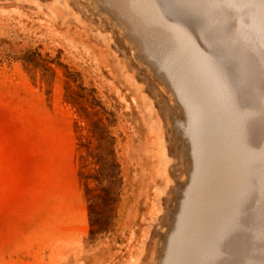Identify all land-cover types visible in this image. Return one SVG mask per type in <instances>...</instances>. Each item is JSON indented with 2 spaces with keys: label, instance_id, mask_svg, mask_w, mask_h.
Here are the masks:
<instances>
[{
  "label": "rangeland",
  "instance_id": "1",
  "mask_svg": "<svg viewBox=\"0 0 264 264\" xmlns=\"http://www.w3.org/2000/svg\"><path fill=\"white\" fill-rule=\"evenodd\" d=\"M124 1L0 0V264H160L182 200L173 264H264V0ZM149 9L186 21L178 48L193 37L219 76L146 81Z\"/></svg>",
  "mask_w": 264,
  "mask_h": 264
},
{
  "label": "bare ground",
  "instance_id": "2",
  "mask_svg": "<svg viewBox=\"0 0 264 264\" xmlns=\"http://www.w3.org/2000/svg\"><path fill=\"white\" fill-rule=\"evenodd\" d=\"M103 1V0H102ZM116 1V0H115ZM118 1V0H117ZM124 1V0H123ZM164 1V0H163ZM185 1V0H184ZM198 1V0H197ZM207 1V0H206ZM105 2V1H104ZM106 2H107V0H106ZM110 2H112V3H115V2H113V1H110ZM110 2H108V3H110ZM121 2H122V0H121ZM158 2H159V0H158ZM179 2V1H178ZM210 2V1H209ZM215 2V1H214ZM235 2V1H234ZM238 2H241V1H238ZM242 2H244V1H242ZM254 2H256V1H254ZM253 2V3H254ZM259 2V1H258ZM100 3V2H99ZM102 3V2H101ZM107 3V4H108ZM123 3H125V1L124 2H122V5L124 6V4ZM147 3V2H146ZM160 3V2H159ZM159 3H158V7H159ZM184 3V2H183ZM189 3V2H188ZM217 3V2H216ZM215 3V4H216ZM226 3V2H225ZM252 3V2H251ZM119 4H121L120 2H119ZM126 4V3H125ZM131 4V3H130ZM154 4V3H153ZM182 4V3H181ZM205 4H206V2H205ZM229 3H227V6H229L228 5ZM121 5V6H122ZM141 5V4H140ZM147 5V4H146ZM149 5V4H148ZM173 5V4H172ZM188 5H190V4H188ZM203 5H204V3H203ZM223 5V4H222ZM244 5V4H243ZM249 5V4H248ZM103 6V5H102ZM107 6H109V5H107ZM115 6V5H114ZM151 6V5H150ZM176 6V5H175ZM185 6V5H184ZM197 6V5H196ZM210 6V5H209ZM209 6H207V7H209ZM220 6V5H219ZM256 6V5H255ZM127 6H125L124 7V9L126 8ZM129 7V6H128ZM132 7V6H131ZM142 7V6H141ZM141 7H140V11H141ZM161 7V6H160ZM166 7V6H165ZM181 7V6H180ZM206 7V6H205ZM216 7V6H215ZM238 7V6H237ZM237 7H235L236 8V10H237ZM240 7V6H239ZM254 7V6H253ZM104 7H102V9H103ZM106 8V7H105ZM116 8H117V6H116ZM120 7H118V9H119ZM162 8V7H161ZM172 7H170V9H167V10H172L171 9ZM179 8V7H178ZM241 8V7H240ZM107 9V8H106ZM106 9H104V10H106ZM114 9V8H113ZM124 9L122 10V11H124ZM127 9V8H126ZM126 9H125V11H126ZM129 9H130V7H129ZM128 9V10H129ZM144 9V8H143ZM146 9V8H145ZM144 9V10H145ZM163 9H164V7H163ZM181 9V8H180ZM194 9V8H193ZM242 9V8H241ZM262 9H264V8H262ZM261 9V10H262ZM108 10H110V9H108ZM108 10L106 11L107 13H108ZM121 10V9H120ZM149 10H151V26L149 27V29H148V32H147V34H145V35H147V37H146V41H147V43H148V46H147V49H146V51H148L149 53H150V61H145V64L144 65H142V68H141V70H142V72L146 75V77H147V79H146V81L147 80H149V82L150 83H152V85L153 86H155V88H159L160 90H161V94H162V96H167V93H166V89H165V87H164V85L160 82V78H158V76L159 77H161L162 79H164V81L166 82V83H169V82H173V84L174 85H177V87L178 86H186V87H192L193 88V86L195 85V84H197V83H194V75H196L197 74V76L196 77H198V78H196V80L197 79H199V78H201L202 76H204V75H206V79H205V77H202V79L204 78V80H208L209 78H212V79H214V78H216V77H218L219 75V70H218V64H217V62L212 58H210V59H208V58H206V57H203V54H202V52H200V51H198V50H202V49H196L195 48V45L194 44H196L195 42H191L192 40H193V37L191 38V39H183L184 40V44H181V45H183L184 47V51L182 50H180L179 48H178V46L180 47V45H179V40H181V39H177L178 41H176V37H178V33H177V28L179 27V25H183V26H185V25H187L186 24V21H182L181 19V21H178V22H176V23H174V24H169V23H167L166 22V20H165V15L162 13V12H160V11H155V10H152V9H149ZM165 10V9H164ZM175 10V9H174ZM174 10H172V14H173V12H174ZM179 10V9H178ZM177 10V11H178ZM200 10H203V9H200ZM213 10V9H212ZM220 10V9H219ZM235 10V11H236ZM260 10V11H261ZM99 11V10H98ZM112 11V10H111ZM147 11V10H146ZM197 11V10H196ZM195 11V12H196ZM115 12H116V10H115ZM114 12V13H115ZM119 12V11H118ZM136 12V11H135ZM139 12V11H138ZM166 12H171V11H166ZM165 12V13H166ZM190 12V11H189ZM192 12V11H191ZM194 12V11H193ZM203 12V11H202ZM210 12H211V10H210ZM228 12V11H227ZM234 12V11H233ZM239 12V11H238ZM241 12V11H240ZM264 12V11H263ZM120 13V12H119ZM129 13V12H128ZM175 13H176V11H175ZM205 13H208L207 11L205 12ZM213 13H215V12H213ZM255 13V12H254ZM113 14V13H112ZM111 14V15H112ZM116 14H117V12H116ZM126 14V13H125ZM131 14V13H130ZM142 14V13H141ZM178 14V13H177ZM181 14H183V13H181ZM187 14V13H186ZM194 14L195 13H193V16H192V18L194 17ZM203 14V13H202ZM201 14V15H202ZM209 14V13H208ZM211 14V13H210ZM216 14V13H215ZM218 14V13H217ZM222 14H223V12H222ZM227 14V13H226ZM232 14H234V13H231L230 15H232ZM248 14V13H247ZM251 14V13H250ZM258 14V13H257ZM257 14H255V15H257ZM126 15H128V14H126ZM139 15V14H138ZM148 15V14H147ZM168 15V14H167ZM184 15V14H183ZM182 15V16H183ZM254 15V14H253ZM259 15V14H258ZM114 16V15H113ZM118 16V15H117ZM116 16V17H117ZM121 16H123V15H121ZM172 16L173 15H171L170 17L172 18ZM179 16H181V15H179ZM187 16V15H186ZM189 17H190V15H188ZM223 16H225L224 14H223ZM229 16V15H228ZM235 16V15H234ZM263 16V15H262ZM119 17V16H118ZM146 17V16H145ZM166 17H168V16H166ZM169 17V18H170ZM177 17V16H176ZM204 17H206V16H204ZM232 17V16H231ZM236 17V16H235ZM250 17V16H249ZM252 17V16H251ZM257 17V16H256ZM261 16H259V18H260ZM122 18H124V17H122ZM142 18V17H141ZM169 18H168V20H169ZM175 17H173V19H174ZM179 18V17H178ZM191 18V17H190ZM192 18H191V20H192ZM196 18V17H195ZM194 18V19H195ZM225 18V17H224ZM112 19H114V18H112ZM117 19V18H116ZM125 19V18H124ZM193 19V20H194ZM202 19H203V17H202ZM205 19V18H204ZM234 19V18H233ZM118 20H119V18H118ZM118 20H117V22H118ZM137 20V19H136ZM188 20V19H187ZM190 19H189V21H191ZM196 20V19H195ZM208 20V19H207ZM224 20V19H223ZM230 20V19H229ZM238 20V19H237ZM251 20V19H250ZM263 20V19H262ZM171 21H174V20H171ZM198 21V20H197ZM125 22H128V24H130V22L127 20V21H125ZM145 22V21H144ZM175 22V21H174ZM214 22V21H213ZM218 22V21H217ZM223 22V21H222ZM228 22H230V21H228ZM251 22H253V21H251ZM119 23V22H118ZM148 23H150V22H148ZM194 23H196V21L194 22ZM215 23V22H214ZM238 23V22H237ZM236 23V24H237ZM120 24V23H119ZM147 24V23H146ZM193 24V23H192ZM191 24V25H192ZM197 24H199V21L196 23V25ZM201 24V23H200ZM205 24V23H204ZM218 24V23H217ZM223 24V23H222ZM233 24V23H232ZM239 24V23H238ZM241 24V23H240ZM255 24V23H254ZM121 25V24H120ZM201 25H203V24H201ZM215 25V24H214ZM244 25V24H243ZM250 25V24H249ZM149 26V25H148ZM178 26V27H177ZM205 28H207V25H203ZM236 26V25H235ZM245 26V25H244ZM129 27V26H128ZM134 27V26H133ZM144 27H146V26H144ZM188 27V26H187ZM226 27V26H225ZM180 28V27H179ZM228 28H229V26H228ZM237 28V27H236ZM243 28V27H242ZM247 28V27H246ZM245 28V29H246ZM132 29V28H131ZM135 29H137L136 27H135ZM187 29H189V27L187 28ZM208 29V28H207ZM221 29V28H220ZM232 29V28H231ZM130 30V29H129ZM140 30V29H139ZM233 30V29H232ZM234 30H235V28H234ZM250 30H252V29H250ZM257 30V29H256ZM260 30V29H259ZM132 31H134V30H131V32ZM185 31V30H184ZM220 32V31H219ZM232 32V31H231ZM243 32H244V30H243ZM177 33V34H176ZM182 33V32H181ZM227 33V32H226ZM234 33V32H233ZM236 33V32H235ZM242 33V32H241ZM245 33V32H244ZM247 33V32H246ZM263 33H264V31H263ZM126 34H127V32H126ZM134 34V33H133ZM138 34H139V32H138ZM137 34V35H138ZM119 35H120V38H121V40H122V43L123 44H127V39H126V36H125V34H123V32H119ZM144 35V36H145ZM177 35V36H176ZM182 35V34H181ZM218 35H220L219 33H218ZM228 35V34H227ZM244 35V34H243ZM260 35V34H259ZM127 36L128 37H130V39H133V41H135L136 42V45L137 46H140L141 45V42H140V39H142V38H134L130 33H128L127 34ZM141 36H143V35H141ZM186 36V35H185ZM184 36V37H185ZM202 36V35H201ZM244 37V36H243ZM179 38H180V36H179ZM218 38H220V37H218ZM224 39H225V37H224ZM227 39V38H226ZM231 39V38H230ZM234 39V38H233ZM248 39V38H247ZM250 39V38H249ZM255 39V38H254ZM253 39V40H254ZM221 39H219V41H220ZM228 40H229V37H228ZM239 40V39H238ZM237 40V41H238ZM234 41V40H233ZM232 41V42H233ZM144 43L143 44H145V41H143ZM215 42H216V39H214V45H215ZM223 42V41H222ZM225 42H227V41H225ZM229 42H231V41H229ZM256 42V41H255ZM175 44V46L174 47H172L171 46V44ZM176 43H178V45L176 44ZM244 43H245V41H244ZM248 43V42H247ZM262 43V42H261ZM232 44V43H231ZM133 43H129V44H127V46L128 47H130V48H128L129 50H130V52H132V47H133ZM177 45V46H176ZM207 45V44H206ZM254 45H256V44H254ZM135 46V45H134ZM199 46V45H198ZM198 46H197V48H198ZM229 46H232V45H229ZM235 46V45H234ZM249 46V45H248ZM261 46V45H260ZM262 46H264V45H262ZM141 47V46H140ZM227 47V46H226ZM238 47V46H237ZM251 47V46H250ZM186 48V49H185ZM200 48V47H199ZM262 48V47H261ZM140 49V48H139ZM236 52H239L240 50H238L237 48H236ZM248 50V49H247ZM145 51V52H146ZM227 51V50H226ZM233 52H234V49L232 50ZM242 51V50H241ZM231 52V50L228 52V53H230ZM244 52H247V51H245L244 50ZM248 53H249V51H248ZM247 53V54H248ZM250 53H252V52H250ZM263 53V52H262ZM139 54V53H138ZM253 54V53H252ZM264 54V53H263ZM144 55V54H143ZM242 55H244V53H242ZM249 55V54H248ZM139 56V55H138ZM237 56V55H236ZM235 56V58H237ZM245 56V55H244ZM247 56V55H246ZM252 56V55H251ZM256 56V55H255ZM145 57V56H144ZM207 57H208V55H207ZM211 57V56H210ZM239 57V56H238ZM249 57V56H248ZM138 58V57H137ZM139 58H140V56H139ZM258 58V57H257ZM148 59V58H147ZM234 59V58H233ZM244 59V61L245 60H247V59H245V58H243ZM249 59V58H248ZM255 59V58H254ZM261 59V58H260ZM238 61H240V60H238ZM244 61L242 62V60H241V63L242 64H244ZM248 62H249V60H247ZM254 61H256V60H254ZM264 61V60H263ZM142 62V61H141ZM260 62V61H259ZM143 63H144V59H143ZM245 63H246V61H245ZM255 63V62H254ZM247 64L248 63H246L245 64V66H247ZM253 65V64H252ZM255 66V65H254ZM262 66V65H261ZM159 67V68H158ZM256 67H258V62H257V66ZM260 67V66H259ZM242 68V67H241ZM248 68H250V64H249V67ZM253 68V67H252ZM264 68V67H263ZM223 69V68H222ZM221 69V70H222ZM245 70V69H244ZM253 70H256V69H254L253 68ZM258 70H259V68H258ZM264 70V69H263ZM247 71V70H246ZM257 71V70H256ZM226 72V71H225ZM252 72V71H251ZM255 72V71H254ZM243 73V72H242ZM263 73V72H262ZM256 75H258L257 73H255ZM198 75H202L201 77H199ZM246 75V74H245ZM253 75V74H252ZM228 78H229V76H227ZM243 77H244V74H243ZM248 77V76H247ZM246 77V78H247ZM249 79H251L250 77H248ZM255 78H256V76H255ZM177 79V80H176ZM260 79V78H259ZM203 80V81H204ZM229 80H230V78H229ZM228 80V81H229ZM248 80V79H247ZM261 80V79H260ZM259 80V81H260ZM263 78H262V82H263ZM198 81H202L201 79L200 80H198ZM218 81V79L216 80V82ZM219 81H221V79L219 80ZM225 81V80H224ZM252 81H254V80H252ZM211 82V81H210ZM245 82V81H244ZM201 83V82H200ZM213 83V82H212ZM219 83H221V82H219ZM218 83V84H219ZM247 83H250L251 84V81L250 82H247ZM202 84V83H201ZM214 84H215V86H216V83H215V81H214ZM213 84V85H214ZM255 84H258L257 82H254V85H252V86H257V85H255ZM264 84V83H263ZM210 85V84H209ZM221 85V84H220ZM225 86V85H224ZM224 86H223V88H224ZM231 86V85H230ZM249 86V85H248ZM251 86V85H250ZM258 86H259V84H258ZM263 86V85H262ZM261 85H260V87L259 88H261L262 87ZM230 88H233V87H230ZM263 88V87H262ZM174 89V88H173ZM189 89V88H188ZM225 89V88H224ZM226 89H227V87H226ZM218 90H219V88H218ZM256 90V89H255ZM255 90H254V92H255ZM260 90V89H259ZM263 89H261V92H263L262 91ZM196 91H197V89H196ZM215 91V90H214ZM238 91V90H237ZM222 92V91H221ZM257 92V91H256ZM230 93V92H229ZM228 93V94H229ZM242 93V92H241ZM253 93V92H252ZM258 93V92H257ZM178 94V93H177ZM217 94V93H216ZM239 94V93H238ZM262 94H264V93H262ZM261 94V95H262ZM218 95V94H217ZM220 95V94H219ZM260 95V96H261ZM177 96V95H176ZM221 96V95H220ZM246 96V95H245ZM254 96V95H253ZM193 97V96H192ZM191 97V98H192ZM251 97V96H250ZM222 98V97H221ZM224 98V97H223ZM227 98V97H226ZM219 99H220V97H219ZM228 99V98H227ZM240 98H237V100H239ZM224 100H226V99H224ZM228 100H230V99H228ZM255 100V99H254ZM188 101V100H187ZM186 101V102H187ZM194 101V100H193ZM223 101V100H222ZM221 101V102H222ZM234 101V100H233ZM236 101V100H235ZM253 101V100H252ZM256 101V100H255ZM189 102V101H188ZM196 102V101H195ZM194 102V103H195ZM226 102H227V100H226ZM225 102V105L226 104H228V102L226 103ZM239 103H241L240 101H238ZM229 103H230V101H229ZM234 103V102H233ZM258 103V102H257ZM189 104V103H188ZM219 104V103H218ZM252 104H253V102H252ZM252 104H250V105H252ZM208 105V104H207ZM220 105V104H219ZM237 105V104H236ZM239 106H240V104H238ZM172 107L174 106L176 109H177V106L175 105V104H173L172 103V105H171ZM201 106V105H200ZM228 106H231L230 104H228ZM227 106V107H228ZM235 106V105H234ZM241 106H242V108H244V106L241 104ZM193 107V106H192ZM197 107V106H196ZM250 107H252V106H250ZM257 107V106H256ZM221 108V107H220ZM248 108H249V106H248ZM229 109H230V107H229ZM235 109V108H234ZM233 109V110H234ZM263 109V108H262ZM195 110V109H194ZM206 110V109H205ZM238 110V109H237ZM236 110V111H237ZM250 110V109H249ZM188 111V110H187ZM209 111V110H208ZM230 111V110H229ZM228 111V112H229ZM242 111V110H241ZM240 111V112H241ZM244 111V110H243ZM175 112V111H174ZM173 112V113H174ZM222 112H224V111H222ZM252 112H254V111H252ZM251 112V113H252ZM256 112V111H255ZM176 113H178V112H176ZM193 113V112H192ZM198 113V112H197ZM225 113H226V111H225ZM224 113V114H225ZM239 113V112H238ZM204 114V113H203ZM227 114H230V113H227ZM255 114V113H254ZM174 115V114H173ZM232 114H230V116H231ZM221 116V115H220ZM252 116V115H251ZM176 117V116H175ZM210 117H212V116H210ZM232 117V116H231ZM253 117V116H252ZM174 118V117H173ZM199 118V117H198ZM229 118V117H228ZM204 119V118H203ZM219 119V118H218ZM223 119V117H221V119L220 120H222ZM231 118H229V120H230ZM233 119V118H232ZM235 119H236V121L238 122V120H237V118H234V121H235ZM251 119V118H250ZM256 119V118H255ZM178 120H179V118H178ZM224 120V119H223ZM201 121V120H200ZM210 121V120H209ZM176 122V121H175ZM179 122V121H178ZM182 122V121H181ZM206 122V121H205ZM225 122V121H224ZM231 122V123H230ZM236 122V123H237ZM245 123H246V121H244ZM243 122V123H244ZM258 122V121H257ZM216 123V122H215ZM228 123L229 124H233V121L231 120V121H228ZM236 123L235 124H233L234 125V127H233V125H232V131H233V128H235V125H236ZM227 124V123H226ZM225 124V125H226ZM240 124V123H239ZM242 124V123H241ZM250 124V123H249ZM176 125V124H175ZM184 125V124H183ZM187 125V124H186ZM248 125V124H247ZM189 126V125H188ZM223 126V125H222ZM256 126V125H255ZM255 126H253V127H255ZM258 126H259V124H258ZM258 126H256V127H258ZM186 127V126H185ZM214 127V126H213ZM225 127V126H224ZM251 127V126H250ZM261 127V126H260ZM260 127L258 128V130L260 129ZM181 128V127H180ZM242 128V127H241ZM244 128V127H243ZM230 129V128H229ZM237 129V128H236ZM262 129L263 128H261V131H262ZM178 130H180L179 129V127H178ZM187 130V129H186ZM184 131V130H183ZM193 131V130H192ZM246 131V130H245ZM254 131V130H253ZM228 132V131H227ZM235 132V131H234ZM263 132H264V129H263ZM177 133V132H176ZM186 133V132H185ZM189 133V132H188ZM246 133H247V131H246ZM251 133V132H250ZM253 133H255V136H256V132H253ZM245 134V133H244ZM177 135V134H176ZM259 135V134H258ZM262 135V134H261ZM208 136V135H207ZM242 136H243V134H242ZM251 136V135H250ZM183 138H185V137H183ZM195 139V138H194ZM258 139V138H257ZM202 140V139H201ZM186 141V140H185ZM243 141V140H242ZM241 141V142H242ZM246 141H247V139H246ZM254 141H256V140H254ZM203 142V141H202ZM226 142V141H225ZM186 143V142H185ZM188 143V142H187ZM191 143V142H190ZM215 144V143H214ZM248 144V143H247ZM254 144V143H253ZM253 144L251 145V146H253ZM191 145V144H190ZM204 145V144H203ZM264 146V145H263ZM188 147V146H187ZM254 147V146H253ZM186 148V147H185ZM193 148V147H192ZM200 148V147H199ZM218 148V147H217ZM252 148V147H251ZM190 149V148H189ZM207 149V148H206ZM205 149V150H206ZM185 150V149H184ZM187 150H188V148H187ZM233 150V149H232ZM190 151V150H189ZM209 151V150H208ZM223 151V150H222ZM193 152H194V150H193ZM187 153V152H186ZM259 153V152H258ZM188 154V153H187ZM220 154V153H219ZM260 154V153H259ZM186 155V154H185ZM189 155H191L190 153H189ZM208 155H210V154H208ZM197 156V155H196ZM189 158H190V156H188ZM263 157V156H262ZM202 158V157H201ZM216 158H218V156L216 157ZM251 158V157H250ZM236 159V158H235ZM191 161H192V159H191ZM208 161V160H207ZM211 162V161H210ZM209 162V163H210ZM234 162V161H233ZM264 162V161H263ZM249 163V162H248ZM190 164V163H189ZM188 164V165H189ZM220 165V164H219ZM214 166V165H213ZM217 166V165H216ZM255 166H256V164H255ZM203 167V166H202ZM263 167V166H262ZM214 168V167H213ZM218 168V167H217ZM250 168V167H249ZM260 169V168H259ZM194 171V170H193ZM188 172V171H187ZM189 172H191V171H189ZM199 172H201V171H199ZM214 172H216V171H214L213 170V173L212 174H214ZM231 172V171H230ZM252 172V171H251ZM256 171L254 170V173H255ZM258 172V171H257ZM262 172V171H261ZM202 173V172H201ZM211 174V175H212ZM248 174V173H247ZM252 174V173H251ZM191 175V174H190ZM223 175V174H222ZM255 175V174H254ZM243 176H245V175H243ZM257 176V175H256ZM255 176V177H256ZM262 176V175H261ZM208 177V176H207ZM212 177V176H211ZM210 177V178H211ZM214 177V176H213ZM190 177H188V179H189ZM192 178V177H191ZM196 178V177H195ZM217 178V177H216ZM222 178V177H221ZM258 178V177H257ZM263 178V177H262ZM204 179V178H203ZM244 179H245V177H244ZM190 181H191V179H189ZM201 180V179H200ZM213 180V179H212ZM217 180H218V178H217ZM249 180H251V179H249ZM206 181H208V180H206ZM209 181L211 182V179H209ZM202 182V181H201ZM216 183V182H215ZM242 183V182H241ZM256 183V182H255ZM201 184V183H200ZM189 185V184H188ZM188 185H187V187H188ZM204 185V184H203ZM202 186V185H201ZM200 186V187H201ZM213 186H216L215 184L213 185ZM259 185H257V187H258ZM186 187V188H187ZM211 187V186H210ZM242 187V186H241ZM246 187V186H245ZM248 187V186H247ZM261 187V186H260ZM186 188L184 189V191H187L186 190ZM199 188V187H198ZM217 188V187H216ZM238 188H239V186H238ZM237 188V189H238ZM211 189V188H210ZM242 189V188H241ZM259 189V188H258ZM200 190H201V188H200ZM214 190V188L212 189V191ZM257 190V189H256ZM208 191V190H207ZM206 191V192H207ZM258 191V190H257ZM200 192V191H199ZM209 192H211V191H209ZM196 193H197V191H196ZM251 193V192H250ZM206 194H208V192L206 193ZM227 194H228V192H227ZM242 194V193H241ZM249 194V193H248ZM186 195H188V194H186ZM198 195V194H197ZM240 195V194H239ZM191 196V195H190ZM189 196V197H190ZM212 196V195H211ZM244 196H245V194H244ZM247 196H249V195H247ZM257 196V195H256ZM183 197V196H182ZM184 197H187V196H184ZM184 197H183V199H184ZM189 197H188V200H190L189 199ZM239 197V196H238ZM259 197V196H258ZM216 198V197H215ZM262 198V197H261ZM181 199V198H180ZM179 199V200H180ZM196 199V198H195ZM208 199V198H207ZM211 199V198H210ZM217 199H218V197H217ZM244 199V198H243ZM258 199V198H257ZM197 200V199H196ZM223 200V199H222ZM240 200V199H239ZM259 200H260V198H259ZM181 201V200H180ZM208 201H210L209 199H208ZM212 201V200H211ZM238 201V200H237ZM248 201H250V200H248ZM256 201V200H255ZM262 201V200H261ZM178 202V201H177ZM176 202V203H177ZM206 202V201H205ZM213 202V201H212ZM211 202V203H212ZM242 202V201H241ZM251 202V201H250ZM260 202V201H259ZM187 202H185V203H183V200H182V202L180 203L179 202V204H177L176 205V207H175V211H176V215H174V218H173V215H172V227L170 228V231L168 232V233H166L165 234V238H164V242H163V253L161 254L162 255V261H161V263L160 264H171V262L174 260V257L173 256H175V255H173L174 254V252L176 251V249H175V251H174V249H173V246H174V244H175V242H177L176 240L178 239V237H180V236H182L183 237V233H187V232H189V231H187L188 229H189V223H188V221H189V219H190V221H191V218H192V216H191V214L189 213V208H188V206H187V204H186ZM197 203V202H196ZM210 203V202H209ZM243 203V202H242ZM245 203V202H244ZM200 204V203H199ZM207 204V203H206ZM206 204H204V205H206ZM246 204V203H245ZM212 205V204H211ZM214 205V204H213ZM201 206V205H200ZM208 206V205H207ZM230 206V205H229ZM242 206H243V204H242ZM196 207H197V205H196ZM196 207L194 208V209H196ZM204 207V206H203ZM206 207V206H205ZM204 207V208H205ZM210 207V206H209ZM231 207V206H230ZM259 207V206H258ZM204 208L202 209V210H204ZM236 208V207H235ZM234 208V209H235ZM207 209V208H206ZM211 209V208H210ZM209 209V210H210ZM224 209V208H223ZM231 209V208H230ZM258 208H255V211L257 210ZM201 210V211H202ZM239 210V209H238ZM261 210V209H260ZM254 211V210H253ZM197 212V211H196ZM210 212V211H209ZM259 212V211H258ZM257 212V213H258ZM194 213V212H193ZM192 213V214H193ZM220 213V212H219ZM235 213V212H234ZM263 213V212H262ZM213 214V213H212ZM211 214V215H212ZM194 215V214H193ZM252 215H253V213H252ZM199 216V215H198ZM213 216V215H212ZM216 216V215H215ZM259 216H261V213H260V215ZM259 216L257 217L258 219H260L259 218ZM255 217V216H254ZM213 219V218H212ZM262 219V218H261ZM233 220V219H232ZM241 220V219H240ZM256 220V219H255ZM194 221H195V219H194ZM201 221V220H200ZM210 221V220H209ZM259 220H257L256 222L257 223H259L258 222ZM198 222V221H197ZM230 222V221H229ZM239 222V221H238ZM192 223V222H191ZM231 223V222H230ZM236 223V222H235ZM197 224V223H196ZM212 224V223H211ZM233 224V223H232ZM193 225V224H192ZM216 226V225H215ZM237 226V225H236ZM241 226V225H240ZM191 227H193V226H191ZM233 227V226H232ZM262 227V226H261ZM225 228H227V227H225ZM227 229H229V227L227 228ZM231 229V228H230ZM242 229V228H241ZM190 231H192L191 229H189ZM194 230H196V229H194ZM233 230V229H232ZM257 230V229H256ZM260 230V229H259ZM187 231V232H186ZM223 231V230H222ZM226 230H224V232H225ZM235 231V230H234ZM195 232V231H194ZM193 232V233H194ZM200 232H201V229H200ZM237 232V231H236ZM192 232H191V235L193 234ZM197 233V232H196ZM188 234H190V233H188ZM188 234H186V236L188 235ZM233 234V233H232ZM204 235V234H203ZM206 235V234H205ZM264 235V234H263ZM225 236V235H224ZM181 237V238H182ZM190 237V236H189ZM229 237V236H228ZM260 237V236H259ZM187 238V237H186ZM193 238V237H192ZM191 238V239H192ZM190 239V240H191ZM222 239V238H221ZM262 239V238H261ZM195 244V243H194ZM206 244V243H205ZM216 244V243H215ZM218 244V243H217ZM188 245V244H187ZM189 245H191V244H189ZM196 245V244H195ZM210 246V245H209ZM217 246V245H216ZM175 247H176V245H175ZM183 247V246H182ZM186 247V246H185ZM210 248H211V246H210ZM215 247H213L212 248V250H211V252L213 251V249H214ZM217 248V247H216ZM219 248V247H218ZM182 249V248H181ZM197 249V248H196ZM179 252V251H178ZM177 252V253H178ZM187 252H188V250H187ZM216 252V251H215ZM192 253V252H191ZM217 253V252H216ZM179 255H181V253L179 254ZM178 254L176 255L177 257L179 256ZM190 255V254H189ZM188 256V255H187ZM176 257V258H177ZM193 257V256H192ZM214 257V256H213ZM175 258V259H176ZM179 258V257H178ZM177 258V260H178V264H179V260L180 259H178ZM182 259V258H181ZM184 259V258H183ZM182 259V260H183ZM202 259V258H201ZM181 260V261H182ZM184 261H185V259H184ZM183 261V262H184ZM209 261H211V259L209 260ZM206 262H207V260H206ZM210 263V262H209ZM172 264H173V262H172ZM184 264H185V262H184Z\"/></svg>",
  "mask_w": 264,
  "mask_h": 264
}]
</instances>
